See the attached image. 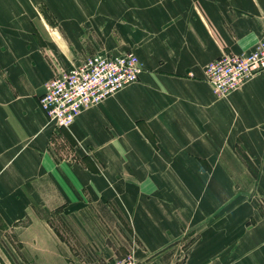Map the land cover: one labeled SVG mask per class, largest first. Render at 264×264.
I'll list each match as a JSON object with an SVG mask.
<instances>
[{"label": "crops", "instance_id": "1", "mask_svg": "<svg viewBox=\"0 0 264 264\" xmlns=\"http://www.w3.org/2000/svg\"><path fill=\"white\" fill-rule=\"evenodd\" d=\"M54 9L51 35L34 0H0V228L23 260L70 263L49 221L59 211L74 234H93L92 214L134 234L137 264H264V69L221 97L204 79L209 61L256 48L264 0ZM58 44L80 59L66 71L127 52L141 70L58 128L39 104Z\"/></svg>", "mask_w": 264, "mask_h": 264}, {"label": "built area", "instance_id": "2", "mask_svg": "<svg viewBox=\"0 0 264 264\" xmlns=\"http://www.w3.org/2000/svg\"><path fill=\"white\" fill-rule=\"evenodd\" d=\"M264 69V32L253 51L246 54H223L209 61L204 79L213 94L224 96L240 88L251 75ZM141 66L137 57L127 52L113 57L90 55L45 83L39 104L49 122L68 127L79 113L135 82ZM107 264H136L132 253Z\"/></svg>", "mask_w": 264, "mask_h": 264}, {"label": "rangeland", "instance_id": "3", "mask_svg": "<svg viewBox=\"0 0 264 264\" xmlns=\"http://www.w3.org/2000/svg\"><path fill=\"white\" fill-rule=\"evenodd\" d=\"M34 1L37 17L40 19L42 25H46L47 31H50L49 34L52 31H58L59 27L55 24V15L58 9L54 8L58 7L61 0ZM42 17L46 20L45 22L42 20ZM42 33H44V30ZM55 35L57 36V34ZM56 48L57 50L46 47L44 51L53 63L55 74L66 71V64L74 65L80 60L68 57L64 52H61L59 44L56 45ZM58 213L59 211H55V213L51 214L49 221H51L57 235L65 244L69 264H106L121 260L128 253H132L136 261L134 248L136 247L137 240L134 234L122 233L119 227L110 226L108 223L100 220L98 215L95 214L89 215L84 221V223H87L85 227L91 228L93 234H78L77 232V234H74L68 227L70 226L68 220L66 218L61 219ZM25 254L26 252L22 249L19 250L16 246L15 238L11 236L10 231L8 232L4 227L0 228V264H31V261L23 260L26 257ZM180 255V257H183V252H180ZM182 263V259H179L177 262V264Z\"/></svg>", "mask_w": 264, "mask_h": 264}, {"label": "bare ground", "instance_id": "4", "mask_svg": "<svg viewBox=\"0 0 264 264\" xmlns=\"http://www.w3.org/2000/svg\"><path fill=\"white\" fill-rule=\"evenodd\" d=\"M257 47V46H256ZM256 49V48H255Z\"/></svg>", "mask_w": 264, "mask_h": 264}]
</instances>
